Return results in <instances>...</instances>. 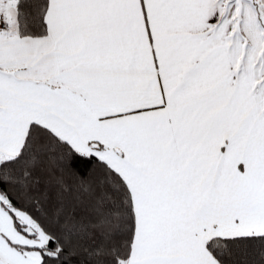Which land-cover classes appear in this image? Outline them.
Returning <instances> with one entry per match:
<instances>
[{
  "label": "snow or ice",
  "instance_id": "obj_1",
  "mask_svg": "<svg viewBox=\"0 0 264 264\" xmlns=\"http://www.w3.org/2000/svg\"><path fill=\"white\" fill-rule=\"evenodd\" d=\"M0 264H264V0H0Z\"/></svg>",
  "mask_w": 264,
  "mask_h": 264
}]
</instances>
